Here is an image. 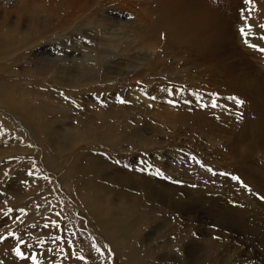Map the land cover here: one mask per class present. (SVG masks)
Returning <instances> with one entry per match:
<instances>
[{"label": "rangeland", "instance_id": "1", "mask_svg": "<svg viewBox=\"0 0 264 264\" xmlns=\"http://www.w3.org/2000/svg\"><path fill=\"white\" fill-rule=\"evenodd\" d=\"M16 1L0 0L2 23L27 14L21 43L1 52L0 86L8 93L0 98V264H264V52L257 46L264 44L246 48L239 34L248 24L250 33H264V0H204L216 10L212 20L224 19L215 32L226 42L214 60L200 45L174 44L158 18L160 0H151L146 38L122 47L123 58L90 62L89 74L64 49L87 64L98 49L81 32L115 29L103 17L120 5L138 19L141 0ZM26 20L46 26L30 37ZM151 43L150 65L101 77L104 66L129 69V56ZM57 71L71 83L49 79ZM10 102L27 109L23 120L6 108ZM29 114L39 120L35 130L25 123ZM59 135L61 142L50 141ZM124 222L127 234L119 230Z\"/></svg>", "mask_w": 264, "mask_h": 264}, {"label": "bare ground", "instance_id": "2", "mask_svg": "<svg viewBox=\"0 0 264 264\" xmlns=\"http://www.w3.org/2000/svg\"><path fill=\"white\" fill-rule=\"evenodd\" d=\"M19 0L16 1V3H18ZM51 1V0H50ZM97 3L99 2V0H95ZM151 0H141V2L143 3L142 6H140V11H141V17L140 16H137L138 19H134L132 17H129V13L126 12V10L124 11L122 5H120V7H116V10L115 12H111V14H105V16L103 17L106 21L109 20L110 22H114L116 25L115 29H110V27H108L106 29V31H100L103 27L102 22L101 24L97 25L96 28H99V27H102V28H99L98 30H95V32H89V33H84V32H81V35L83 34L85 37H86V40L88 41H93V42H96L95 44H92L94 47L96 46L97 48L95 49H98L97 51V55L95 58L93 59H87L85 61H87V64L84 63V61H79L77 58L79 56V54H77L76 52H74V49L72 50H66L64 49V51H66L67 53H69V55H74L76 56L75 58L76 59H72L71 60V65L72 66H78L79 64L81 65L82 64V71H80V73H83V74H89L91 71H93L95 69L96 66L94 65H91L90 62H95V61H98V60H107L108 58H112L116 56V58H123L121 57L122 56V52L120 53V49L122 47H125L126 49H129V48H132L133 45H137L135 43L139 42V41H142L146 38V35H147V32H148V29L149 27L151 26V23L152 22H148L147 18L149 17V14L147 13V8L146 6L148 5V3H150ZM184 3H179L178 5H175L173 4L172 2H170V0H160V4L157 8V12H159L158 14V18L160 19V23L163 24L164 26V30L167 32L168 36L170 37V39L174 42V44H177L178 43V40L180 41V43H184V44H187V45H192L194 47H197L200 45V51L205 53L206 55L207 54H210L211 56V60H214L215 59V53H214V49L217 48V46L220 44V43H225L226 41L224 40V38H221L219 37L216 32H215V29L217 26H219L224 19L221 20L220 17L218 16H214L217 18V20L215 19H211L210 16L214 15L216 13V10H214L213 14H211V11L208 9L209 8V5L210 4H207L206 1L204 0H182ZM208 1V0H207ZM262 1V0H261ZM27 2V1H25ZM225 2V1H224ZM263 2V1H262ZM260 2V3H262ZM75 3V2H74ZM4 4V2H3ZM67 5V3H65ZM222 4H224L222 2ZM74 5V4H73ZM85 5V4H84ZM61 6V5H60ZM63 6V5H62ZM68 6V5H67ZM224 6V5H223ZM225 6H226V3H225ZM262 6L264 7V5L262 4ZM69 7H71L69 5ZM88 7V6H87ZM212 7V6H211ZM84 8V7H83ZM214 6L210 9H213ZM78 9V8H77ZM88 10V9H87ZM264 10V9H262ZM204 12H208V17H207V20H202L200 17H199V14L201 13H204ZM26 15L27 14H21L20 17L18 18H15V22L11 25H6L5 23H2L0 21V53L2 51H5V53L9 54L10 51H14V49L16 50V48L18 47L19 43H21L20 41H22V39H18V34L20 35L21 33V30L23 31L24 29L21 28V25H23V20L26 19ZM110 15V16H109ZM219 15V13H218ZM113 16V18L110 19V17ZM258 16V15H257ZM126 17V18H124ZM129 17V19H128ZM220 18V19H219ZM128 19V21H127ZM219 19V20H218ZM102 21V20H101ZM157 21V20H156ZM23 22V23H22ZM27 22V20L25 21ZM99 22V21H98ZM202 22H204V24H202ZM97 23V21H96ZM27 25V29L26 31H29L30 33V37L36 33V30L37 29H41L43 30L44 27L46 26V23L44 22V24L42 25V28L39 27L38 25H36L35 23L34 24H31L29 22L26 23ZM229 26H231V23L229 24ZM264 26L263 25H259L258 26V29L261 30L262 32L264 31ZM90 28L92 27V25L89 26ZM94 27V26H93ZM228 27V26H227ZM227 27L224 29V31L227 30ZM114 28V27H113ZM244 29V31L247 33V36L243 35L241 33V29ZM254 26L252 24H248V25H242L241 27H239V34H240V38H241V43L246 47L248 48V46H250L251 44H258L260 42H263L264 44V39H262V37H264V33H262V35H257L255 33H250V31H254ZM31 30V31H30ZM77 32L81 31L79 30V28L77 30H74ZM32 32V33H31ZM100 32L103 33L102 35H100ZM24 33L25 30H24ZM260 33V32H259ZM252 34V36H250ZM80 35V36H81ZM28 36V35H27ZM79 36V37H80ZM78 37V38H79ZM252 37V39H251ZM254 39V41H253ZM24 41L25 38L23 39ZM125 41H128L125 43ZM247 41V43L245 42ZM34 43H39V41L36 39L35 42H32V45H35ZM155 43V42H154ZM154 43H151L149 46L146 45V47L144 48L143 53H139V52H136V54H138V57H136V54H133L132 56H129L128 58V61L131 62L130 66H129V69H125L124 71H121V70H117V71H113L111 72L110 69L111 68H107L104 66V70H103V73H102V76L103 79L107 80V81H112L110 78L111 76L113 75H117V76H125L127 75L128 73H130V69L134 70V71H137L139 68H144V67H147V65H150L151 64V61L153 60V58L155 57L156 55V50H157V46L154 44ZM72 48H79V46L81 45V42L79 41H73L72 43L70 42L69 43ZM126 45V46H123V45ZM90 45V43L88 44ZM183 45V44H182ZM31 46V45H30ZM28 46V47H30ZM74 46V47H73ZM257 46H260V48L264 47V45H257ZM27 47V48H28ZM86 47V46H85ZM88 47V46H87ZM259 48V47H258ZM259 48V50H260ZM26 49V48H25ZM251 49V47L249 48ZM78 51V50H77ZM217 51V50H216ZM88 52V51H86ZM219 52V51H218ZM222 52V51H221ZM11 53V52H10ZM25 53V52H24ZM27 53V51H26ZM65 53V52H64ZM93 53V52H92ZM81 54V53H80ZM83 54V53H82ZM141 54L144 55V57L141 59ZM86 55V54H85ZM218 55V54H217ZM223 54H221L222 56ZM40 57V56H39ZM50 57V56H49ZM48 57V58H49ZM6 56H4L3 53L0 54V62L2 61L3 63L4 60H5ZM41 58V57H40ZM64 59V57H62ZM33 59V58H32ZM69 59V58H68ZM80 59V58H79ZM141 59V60H139ZM9 61V60H8ZM32 61V60H31ZM41 62H43L42 60H40ZM47 61V60H46ZM78 61V62H77ZM127 61V60H125ZM37 62H39V59H37ZM69 62V61H68ZM67 62V64H68ZM115 62V61H114ZM50 63V62H49ZM58 63V62H57ZM84 63V64H83ZM98 63V62H97ZM61 64V63H60ZM93 64V63H92ZM95 64V63H94ZM56 65V64H54ZM98 65V64H96ZM108 65V64H107ZM29 66V65H28ZM39 66V64H38ZM57 66V65H56ZM59 66V65H58ZM102 66V65H101ZM126 66V65H125ZM123 66V67H125ZM60 69L62 68L63 70H65V68H69L66 64H63L62 66H59ZM98 67V66H97ZM103 67V66H102ZM109 67V65H108ZM264 67V66H263ZM128 68V67H127ZM41 69H44V67H42L41 65L39 66L38 69H35V70H41ZM54 69L53 68H50L48 70H45V72H40L42 75L41 76H45L48 74V72H51L53 71ZM131 70V71H132ZM27 71V70H26ZM77 71V70H76ZM101 71V70H100ZM127 71L128 73H122V72H125ZM69 72V71H68ZM59 73V74H57ZM57 73L55 75H51L49 77V79H55V80H58L60 82H65V83H69L70 82V79L69 77L66 78L64 75L66 73H63L61 71H57ZM100 73V74H101ZM27 74H29V71H27ZM99 74V73H98ZM96 75V74H95ZM79 76V75H78ZM102 79V78H101ZM37 82V81H36ZM71 83V82H70ZM255 84V83H254ZM249 87V86H248ZM259 89V88H258ZM131 91V90H130ZM6 92L8 93V91H6L5 89V86H0V98L2 96V94ZM14 93V92H13ZM136 91L133 92L131 94L133 95H136ZM129 94V95H131ZM139 96V95H138ZM137 97V95H136ZM16 99V98H15ZM137 99V98H136ZM36 102V101H35ZM9 105V107H8ZM6 108H9L11 112H13L14 114H16L19 118H22L23 120V115L25 114V111L27 110L22 104L20 106V108L16 107L12 102L10 103H7L5 104ZM4 108V107H3ZM5 110V109H4ZM27 114V113H26ZM13 116V115H12ZM42 116V115H41ZM15 118V117H14ZM17 118V117H16ZM15 118V119H16ZM24 119L26 120L25 123L26 125L30 126L32 128V130H35L37 129L38 127V122L39 120H34V119H31L30 118V114H29V119L25 118L24 116ZM22 122V121H21ZM22 124V123H20ZM15 125V124H14ZM111 126V125H110ZM17 127V126H16ZM19 128V127H18ZM25 130V129H23ZM37 131V130H36ZM39 132V131H38ZM139 132V131H138ZM32 133V132H31ZM48 133V132H47ZM79 133V132H77ZM28 135V134H27ZM62 135V134H61ZM78 139V141H81L83 140V136L81 134H77L76 136ZM83 137V138H82ZM87 136H85L86 138ZM63 136H55L54 138L50 136V141L52 142H55V140L57 142H61L60 139H62ZM90 138V137H89ZM59 139V140H58ZM49 141V140H48ZM70 147V146H68ZM105 165V164H103ZM79 169V168H78ZM108 169V168H107ZM83 170V169H82ZM92 170V169H91ZM109 177V175H108ZM107 177V178H108ZM119 178V177H118ZM158 192V191H157ZM164 193V192H163ZM126 196V195H125ZM125 196L122 197V199H125ZM167 196V195H166ZM153 197V196H152ZM110 198V197H109ZM108 198V199H109ZM127 198V196H126ZM140 198V197H139ZM103 203L104 206L102 207L103 211H100L102 214H103V225L106 226V229L107 226L109 225L110 221H111V216H112V213H111V208H110V204H108V200L106 198L105 195H103L102 198H99ZM100 200H97V203L99 201V203H101ZM132 200V199H131ZM141 200V199H140ZM91 201V199H90ZM96 201V200H95ZM121 201V200H120ZM126 201V200H125ZM95 203V202H94ZM96 204V203H95ZM91 205H93L91 203ZM97 205V204H96ZM99 206H101L100 204H98ZM90 206V205H89ZM98 206V207H99ZM176 206V205H175ZM92 206H90L91 208ZM96 207V206H95ZM89 208V209H90ZM122 208V207H121ZM175 208V207H174ZM177 208V207H176ZM101 209V210H102ZM120 209V208H119ZM114 210L116 211V209L114 208ZM118 210V209H117ZM121 211V210H120ZM124 211V210H123ZM99 212V214H100ZM113 212V211H112ZM91 213V212H90ZM118 213V212H116ZM125 213V212H124ZM121 214V213H120ZM126 214V213H125ZM173 214V213H172ZM92 215V214H90ZM119 215V213H118ZM122 215V214H121ZM129 215V213H127V216ZM93 216V215H92ZM117 216V215H116ZM120 216V215H119ZM131 216V215H129ZM98 217H100L98 215ZM116 218V217H114ZM124 218V217H123ZM94 219V218H93ZM99 219V218H98ZM96 220V218H95ZM113 222V221H112ZM117 222V221H116ZM127 222V221H125ZM124 222V224H126ZM123 223V222H122ZM128 223V222H127ZM116 224V223H115ZM101 225V226H103ZM119 225V223L117 224ZM130 225V224H129ZM132 225V224H131ZM120 226V225H119ZM123 227V226H122ZM133 227V226H132ZM104 228V226H103ZM119 228V227H118ZM131 228V227H130ZM135 228V227H134ZM112 229V228H110ZM116 230V229H115ZM119 230H122L120 232L122 233H126L127 230H129V228H127V224L125 225V229H120ZM125 230V232H124ZM138 231V230H136ZM206 231V230H205ZM111 232V231H109ZM116 232L114 231V234ZM108 234V233H107ZM112 233H109V237H112L111 235ZM121 234V233H120ZM127 234V233H126ZM121 235H124V234H121ZM158 235V234H157ZM117 237V236H116ZM120 237V236H119ZM125 238V237H124ZM113 239V238H112ZM111 239V240H112ZM123 239V238H121ZM194 241V240H193ZM112 242V241H111ZM115 242V241H114ZM118 242V241H117ZM121 242V241H119ZM156 242V241H155ZM7 244V243H5ZM116 245V244H115ZM146 245V244H145ZM117 249V248H116ZM190 254V253H189ZM197 255V253H196ZM193 256V254H192ZM191 257V256H189ZM192 259V258H191ZM193 261V260H192ZM195 261V260H194ZM200 261V259L198 260ZM196 260L197 263H200ZM202 261V260H201ZM203 262V261H202Z\"/></svg>", "mask_w": 264, "mask_h": 264}, {"label": "snow or ice", "instance_id": "3", "mask_svg": "<svg viewBox=\"0 0 264 264\" xmlns=\"http://www.w3.org/2000/svg\"><path fill=\"white\" fill-rule=\"evenodd\" d=\"M247 2H251V0H247ZM262 27H264V26H262ZM241 33L243 34V35H245V36H247V33L244 31V29L242 28L241 29ZM262 39H264V37H262ZM246 43H247V41H245ZM252 47H256L255 45H251ZM260 51H262V52H264V49H260ZM230 99H232V100H234L235 102H237V103H239L241 106L245 103V101H243V100H239L238 98H236V97H231ZM213 106H215V105H213ZM233 179H239L238 177H233ZM17 255L18 256H23V254L19 251V250H17Z\"/></svg>", "mask_w": 264, "mask_h": 264}]
</instances>
